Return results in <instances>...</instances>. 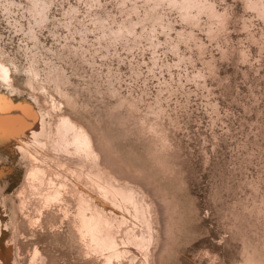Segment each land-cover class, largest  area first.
<instances>
[{
	"label": "rangeland",
	"instance_id": "rangeland-1",
	"mask_svg": "<svg viewBox=\"0 0 264 264\" xmlns=\"http://www.w3.org/2000/svg\"><path fill=\"white\" fill-rule=\"evenodd\" d=\"M209 1L221 18L188 20L166 1L47 0L37 13L0 0L14 99L82 123L98 153L50 149L52 167L91 196L87 175L108 172L142 196L151 229L144 262L105 260L79 233L73 185L35 207L19 193L31 161L0 144V250L10 241L14 264H264V16L249 0ZM137 222L116 241L145 232Z\"/></svg>",
	"mask_w": 264,
	"mask_h": 264
},
{
	"label": "bare ground",
	"instance_id": "bare-ground-1",
	"mask_svg": "<svg viewBox=\"0 0 264 264\" xmlns=\"http://www.w3.org/2000/svg\"><path fill=\"white\" fill-rule=\"evenodd\" d=\"M31 1L32 9L37 13H42L43 9L48 4L47 0ZM146 1H153L155 3H162L166 1L171 5L173 4L179 8L183 14L182 16L188 18V20L195 19L197 13L201 10H206L212 16H216L218 18L222 17L221 13L214 9L209 0ZM249 4L255 7L259 13L264 16L263 0H249ZM30 72L32 74L31 77L34 78L36 74L35 70L31 69ZM11 80V67L8 65L5 58L0 54V81L9 89V91L2 90V84L0 83V144H14L22 151V153H24L25 157L31 161L30 169L25 176L24 184L19 192L20 196L33 199L36 203L35 207H38L41 204H43V206H47L54 202L64 200V192L68 185L72 184L75 194L77 195L75 214L79 233L82 237L87 239L88 244L98 254L103 255L105 260L119 257L124 253H131L133 255H142L141 259L142 262H144L147 258L146 253L151 239V234L149 232L151 229L148 230L149 221L145 227L143 222L142 224L140 223L141 221L146 223L145 219L148 207L145 200L143 201L142 196L140 197L132 188L118 184L115 180H112V176L108 177V172L107 180L105 177L106 174L104 176V170L103 172L101 170V175L99 176H95V172L94 174L90 173V175H87V177L89 176L91 183L94 185L92 186L93 190L96 188L95 191H99L96 196H91L88 192L87 193L89 195L86 194V188H82L80 184H73L72 179L67 177V175L62 173L60 170L52 167L54 159L51 160L52 162L49 161L50 156L53 153H49L50 149H62L63 152L67 151L70 153H77L78 155L75 154L76 156L80 155L83 158H88L87 160L89 161L92 160V157L96 159L95 157H97L98 153L96 154V148L94 149L91 134L82 123L66 114H62L56 120H50L48 115L49 113H41L40 110L35 107V103L33 101H16L13 95L14 90ZM51 101L54 102L53 100ZM54 104L55 103H52V107L55 106ZM53 155L55 156V154H52V156ZM55 158H57V156H55ZM58 158L57 162L61 157L59 159ZM61 159L60 162H62ZM60 162L57 164L59 165ZM95 162L94 165H99ZM66 164H68L67 161L61 166H65L64 168H67L68 165ZM70 165L72 164H69L68 173L71 172L70 168H73ZM78 166L76 167L78 168ZM57 167L59 168V166ZM95 167L97 169V166ZM64 170L66 171V169ZM83 170H80L82 174ZM88 171L91 172V170L87 169V172ZM73 172L75 171L73 170L72 173ZM76 173H79V171ZM70 176H72V174ZM101 176L104 177V179ZM125 219H132V223L134 222L135 225V222L139 221L137 223H140L147 229H145L146 231L144 230L145 232H142L141 234H133L134 236L127 232L126 238H124L121 243H118V241H116L117 237L115 231L121 228H119V223L123 222ZM128 222L130 223L131 221ZM131 231L134 232L132 227ZM2 242L3 234H1L0 229V245H2ZM13 253L11 242L9 241L7 246L1 248L0 250V264H14ZM33 258L35 259V255Z\"/></svg>",
	"mask_w": 264,
	"mask_h": 264
}]
</instances>
